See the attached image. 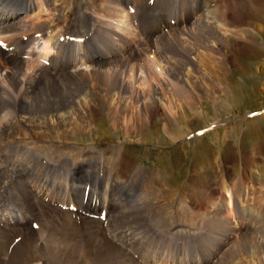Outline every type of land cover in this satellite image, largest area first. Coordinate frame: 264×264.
<instances>
[{"label": "rangeland", "instance_id": "rangeland-1", "mask_svg": "<svg viewBox=\"0 0 264 264\" xmlns=\"http://www.w3.org/2000/svg\"><path fill=\"white\" fill-rule=\"evenodd\" d=\"M223 1L224 0H220L218 3H213L215 5L214 7H217ZM235 2L237 4V0H233V7ZM244 5L240 4L241 9H237L236 12L231 11L236 14L240 22H237V24L230 23L229 28L241 34L243 39L246 38L247 33L253 34V37L256 38L253 48L250 44L242 41L240 49L230 48L226 50L218 46V54H214V52L210 53L212 50L208 52V49L212 48L213 44L203 43L201 35L196 36V34H194L198 29L192 31V28H190L195 23L193 21V23H191L190 21L192 17L197 14L198 10L195 9V13H192V10L189 11L190 13L187 14L186 22L180 23V26L182 25L183 27L188 26L187 23L191 24L190 27H186V29L189 30L184 32L187 36H182V40H178V42L180 41L179 44L165 46L157 59L153 60V57L149 55V60L148 54L150 52L146 53L147 57H145V54L135 60L131 56L136 54L130 53V56L118 55V57L114 55V59H116L119 65V71H123L122 73H124L123 82L127 85L126 90L131 93L127 101H133V103H128L129 108L126 110V113L122 114L124 112L123 107L120 109L122 112L117 113L114 103L118 105L119 98L116 97L113 101L112 109L109 111L107 104L108 97H103L96 89L97 86L94 87L95 97L102 99L101 108L96 110V124L100 131L103 128L100 121L105 120L108 115L114 122H119L123 119L121 122L124 123V127L119 123L120 125L118 124L116 130H112L107 126L106 130L103 131L102 129V131L95 132L91 135L89 133L82 135L80 132L79 136L74 132L72 134L73 138L67 142L65 141L58 144L56 143L58 139H52L50 143L46 144L44 149L39 151V153L34 149L37 152L36 154L42 157L40 159L41 162L36 161L35 157V161L34 159L31 160L32 169L34 168V179L51 180L54 172L51 173L48 168L43 169L41 166L42 162L45 161L47 164L51 163L53 166L57 161L64 160L67 157H70L79 165V168L77 170L75 169L76 171L73 173L71 179L72 183L74 182L76 173L86 175L90 170V166L98 165L101 159L106 160L107 163L112 160L114 165L117 164L115 170H118V173L115 171V175L118 178L129 170L133 171L131 177L141 185L143 184L141 189L147 186L146 183L148 184V181H153V176L159 173V183L166 177L165 184L155 186L156 188L151 189L149 202L140 204L137 207L134 205L135 208L130 209L128 206L130 203L124 201L120 203V206L118 205L115 207L111 225L116 227L118 225V229L115 230L117 233L123 236L124 231L119 224H125L124 228H132L133 234L139 239L140 244H142L151 241V235L164 236L166 232H173L175 229L179 228L183 230V236L186 235L189 237V235L197 234L198 237H201V240L196 242V245H199L200 242H203V244L207 243V247L201 249L206 258V260L202 258L203 264L256 263V258L253 259L252 254H247L243 250L245 244L243 240H249L250 244L248 245L247 251H250L249 248H251L252 245L259 248V250H261L260 248H262V250L264 249V211L255 215L260 216V218L253 220V223L260 221L258 225L259 232L254 234L255 237L249 236L248 229V227L250 228V226L254 224L246 225L241 223L242 225H240L233 220L240 228L242 227L240 237L238 234L237 240H234L230 246L228 243L225 244L222 247L223 249L221 248L212 258H209V256L215 252V249L220 247L221 242L222 244L224 243V239L229 235L228 232L239 230V228L232 223V219L229 216L226 199H224V204L218 203L225 209V215L228 216V218L224 220L223 223H220L216 227L217 229H215L209 213L202 211V215L201 213L191 212L194 206L199 204V199L201 197L204 199L203 204L207 205L210 203V199L205 198L202 194L204 190L197 188L201 183L204 184L202 178V174L204 173V175L210 178L209 184H211V179L213 182L215 181L214 186L217 185L218 182L224 183V181H230L240 185L243 184V187L245 189L248 188L251 193L254 194V192H258L255 196L256 199H258V196L261 198L264 197V110L262 113L253 116L245 115L261 110L264 107V0H247V4ZM88 9L89 11L101 13L103 19L101 20L100 18L102 17L98 16L100 17L99 31L95 33V35H91V38H85L88 40L87 44H89L88 42L92 39V45L98 44L103 45L104 48L116 49L114 43L108 44L107 46L104 45L113 34L105 32L100 26L101 24L109 23L107 21L109 19L107 13L108 7L106 5L94 4L89 6ZM189 14H191L192 17H190ZM165 23L167 24L166 20ZM167 27L170 28L169 26ZM167 27L166 25L163 26V28ZM158 30L160 29L155 27L154 32ZM241 30H244V32ZM100 31H102V34ZM215 31L216 30H207V33L210 32L211 35L214 36L217 35ZM134 32L136 33V38H122V42L125 46L128 44L133 46L130 51L133 53L134 49L136 47L138 49L140 44L137 32L142 34L139 29L134 30ZM174 32H176V30L167 31V33L170 34L169 38ZM143 33H145V31H143ZM163 34L165 33H162V35ZM191 43L195 45L193 44L194 46H190L192 45ZM157 46L158 44L154 45L153 47L155 48L150 50L154 51L152 54L153 56L155 55ZM191 47L201 50L203 48L202 51H205L207 55L212 56L215 60L217 59L216 62L219 66L217 67L219 71L217 75L218 80L211 76L207 77V70L202 68L193 69L195 75L198 76L199 74V77L204 83L203 87L200 85L202 87L201 90L193 92L195 95L185 88L184 84H182L180 79L175 77L173 72L175 62H180V59L181 61L190 60L191 57L186 51L192 49ZM98 49L102 48L99 47ZM147 62H150V65L149 63L147 65ZM193 67H196V65H193ZM140 68L141 72L139 70ZM105 75H108V73L106 72ZM117 77H120V75L117 74ZM87 79L94 81V78L87 77ZM58 84H61V82L58 81ZM111 85H107L106 81L99 82V88L110 87ZM64 87L65 86L62 85L63 89ZM148 88H157L161 96L167 99V105L170 110L173 112L176 111L175 115L177 116L181 113L179 117L182 118H178L173 125L171 123H166L167 121L163 116L160 117V113L152 116L149 110H144L139 104L136 105V93L144 97L143 91H146ZM167 89H170V92H168ZM61 94L64 93L61 92ZM63 96L65 98L67 97L66 94ZM145 102L147 103L148 101L145 100ZM85 114L87 115V111H84V116ZM137 114L142 115L138 121L136 117H134L137 116ZM175 115L168 118V120L173 122L176 117ZM130 116L132 119H135V121L129 122ZM82 119H78V126H82L80 127L81 129L86 127L83 126L84 122ZM86 120L88 121V118H86ZM212 123H215L213 124V129L206 132L204 136L190 138L180 145L176 144L178 140L182 139L180 138L181 136L195 132L197 129L203 128L206 125L209 126ZM127 129L129 132L128 134L126 133ZM102 135L105 137H102ZM199 138L202 140L200 143L196 142L193 144L191 142ZM152 144L157 147H151L150 145ZM5 145L6 143L2 142V146ZM64 148L70 149L71 151L69 153L64 152ZM32 150V148H29L28 153H33ZM196 150L198 151L196 152ZM118 159H122L125 163H123L122 169L118 168ZM217 160H220V164H216ZM130 162L131 165L133 164L132 166L136 168V173L132 167L129 166ZM71 163V160H68L64 165ZM3 165L5 166L6 164L4 163ZM214 168L215 171L220 170L218 175L214 172ZM170 170H172V172ZM7 171L10 174L12 173V170L8 169ZM199 174H201L200 177ZM84 177H81L79 182H83ZM194 178L196 183L193 181ZM167 180L170 186L167 184ZM198 181H200L199 184ZM236 189L238 191L240 190V188ZM234 191L236 195L232 214L237 210L242 214L241 198L237 195V191ZM261 191L263 193H261ZM34 192H31L34 195L33 207L25 204L22 198L21 200H14L13 202L19 206L18 209L20 211H28L24 214L25 216L29 214L33 219L39 217L38 221L43 224L45 229L49 230V228L51 229L50 223L53 221L55 213L50 211V204L41 201L44 207L40 205L35 199ZM216 196L215 194L214 197ZM29 199L32 202V197H29ZM238 199L239 202H237ZM0 202L3 203V208H6L7 205L11 206L9 202H5L4 200L0 199ZM236 202L238 203L237 206ZM256 203H259V200H256ZM14 207L16 209L14 211L16 212L17 207ZM125 211L127 212L123 213ZM189 211L190 213L188 214ZM250 215L251 213L243 215L244 222L250 220ZM119 216L124 218V221H120L123 219H120ZM94 220L99 222V220L96 219H90L88 221L85 217H81V224L83 223L84 225H82L81 229H77V232H74L69 228L67 218H62L61 221H59L61 225L56 226L55 229L52 227L54 229L51 230L54 234L53 236L50 235L45 237V232L31 233V231H29L30 234H26L13 245L11 244L14 238L20 234L24 235L25 233L20 230L15 231L8 228L0 229V247L3 246V248H0V264H52L51 261L55 259V255H58L59 248H63L60 246L65 247L67 243L72 249L70 247L67 248L64 257L71 259L70 264H140L130 256L127 250L115 245L107 239L102 229L101 232L98 233V238L90 235L92 234L91 230L96 227L93 222ZM202 223L205 227L202 229V232H200ZM60 233L63 238L65 237L66 242L58 243L55 241H62L59 236ZM63 233L64 235H62ZM78 233H80L79 245L82 241L83 244L81 245L82 250L77 254L76 248L79 245H75V238ZM204 234H207L210 238L208 239ZM218 235L222 239H218ZM132 238L134 239V237ZM159 238H163L164 240L179 239V237L175 238L174 235ZM193 238H195V236H193ZM45 239L46 241L43 242ZM10 245L13 250L11 257L8 259ZM227 247L228 249L226 250ZM116 249L124 252L125 256L118 258L115 254ZM53 251L55 253H53ZM258 251H255V253H260V251ZM40 253H42L41 256H39ZM68 253H72L76 256L78 255V257L72 258ZM118 254L119 256L121 255L120 253ZM35 256L40 262H37ZM69 262L70 260H66L63 264H69Z\"/></svg>", "mask_w": 264, "mask_h": 264}, {"label": "bare ground", "instance_id": "bare-ground-1", "mask_svg": "<svg viewBox=\"0 0 264 264\" xmlns=\"http://www.w3.org/2000/svg\"><path fill=\"white\" fill-rule=\"evenodd\" d=\"M1 1L6 3V4H9V5L13 4L14 6H15V4L19 5V6L23 5L22 0H1ZM26 1L28 2V0H26ZM124 1L125 0H33V2H35V5L31 8V11L36 14V17L33 18V17L28 16L26 14L22 18L17 16L15 18L9 19L8 18L9 13H5L4 17L0 18L1 23H2V24L0 23V30H2L1 32L5 33V34H10L8 36H3V37H6V39L8 41L14 42V43H19L18 40L16 39V36L19 33H22L28 37L29 36H37L38 37L37 40H39V42H41V38L43 37V35H40L39 32L45 33L47 30H50L53 28H55L57 30H60V29L65 30V28H67L66 26H64L62 24L61 25H53L52 21L58 22L60 20H65L68 22V24L70 26V30L75 32L73 34L78 35L79 37H83V38H86V37L91 38V35H95V33H97L99 31V25L96 28V30H94L93 32L89 31L91 29V27L93 26V23L99 21L100 17H98V16L102 17V18H100L101 20L103 19V15H101V13H99L97 11H89L88 7L92 6L94 4L106 5L108 7L107 13H108L109 18H115V19L121 21L120 22L121 24L125 23L124 25L127 26V29L123 31V35L118 36V35H115L112 33L113 35H111L108 38V42L106 44H104L105 46H107L108 44L114 43V46H116V49L115 48H112V49L104 48L103 45H98V44L92 45V43H91L92 39H90V41L88 43H89V47L91 49V57H92L90 60L91 64L86 69L80 70V71H77L75 69L61 68L60 66H57L56 70L53 71L49 67H47L45 64H42L38 61L19 58L17 56V54H8L6 52H3L0 49V52L2 53V56H0V199L4 200L5 202H9V205L17 207V211L15 212L14 217L19 221L24 220L23 219V217H25L24 214H26L28 211H25V212L20 211L18 209L19 206L16 205L13 201L14 200H21V198H22V200L25 202V204L29 205L30 207H33V205H34V195L32 194L34 191H33L32 187L26 182L27 180L25 177V173H26L28 176L34 178L33 177V173H34L33 169L34 168L32 169V166H31V160L34 159V155H33L34 152L38 151V153H39V151L44 149L46 147V144L50 143V141L52 139H58V140H56V143H58V144H61L62 142H65V141L67 142L68 140L73 138L72 134L74 132H76L79 136H80V132L82 133V135H85L87 133H89L91 135V134H94L95 132L102 131V129H103V131L106 130L107 126H109L112 130H116L119 123H121L122 126L124 127V125H123L124 123L121 122L123 119L119 122H114V121H112L111 117L108 115L105 119L106 121L105 120L100 121L102 126H103V128L100 131L98 130L99 127L96 124V122H97L96 110L101 108L100 105H102V99L95 97L96 94H95V91L93 90L94 87L97 86L96 89L99 91V93L103 97H108L107 98V100H108L107 104H108V110L109 111L112 109L113 101H114V99H116V97L119 98V100H118L119 104L116 105L117 103L116 104L114 103V105L116 106L115 108L117 110L116 111L117 113L122 112V111H120L121 107L124 108V112L122 114L126 113V110L129 108L128 103H130V102L133 103V101H129V102L127 101V99L130 97L131 93H129L128 90H126L127 85H125L123 82V74L124 73H122L123 71L122 72L119 71V65H118L116 59H114V55H116V57H118V55L130 56L131 54H136V55L131 56L135 60L136 58L140 57L141 55L143 56L146 53L150 52L148 54V56L151 55V57H153L152 59L155 60L161 54V52L165 46L170 45V44H179L180 41L178 42V40H182L181 39L182 36L183 37L187 36L186 34H184V32L186 30H189V29H186V27H190L191 24L187 23L188 26H185V27H183L182 25L180 26L181 22H186L187 16H185L184 20H182V21L176 22L174 24H170L167 21V12L165 10L166 6L165 5L163 6L162 2L157 1L154 4L153 8H154V11L157 15L158 21L153 22L145 15L140 16V22L143 24V27L146 30H145V33H143V30H140V32L142 34L137 32V37L140 40L139 41L140 47L138 46V49L136 47L134 49V53L130 52L132 50L131 48L133 46L128 44V45H126L127 46L126 47L122 42V38H125V37L136 38V33L134 32V30H136V28L132 27L130 22H129L128 13H127L125 6H124ZM204 1L200 0V1L196 2L194 5L189 6V7L195 6L198 9L200 8L199 9L200 11L198 13V19L196 21H194L195 23L190 28H192V31L198 29L194 34H196V36L201 35V37H202L201 39H202L203 43H205V44L212 43L213 44L212 48L208 49V52H210L212 50V52H210V53L214 52V54L215 53L218 54V52H217L218 46L225 48L226 50H229L230 48H239L240 49V47L242 46L241 45L242 41L250 44L252 46V48H253V46H255V39L256 38L253 37V34L247 33L246 38L243 39L241 34H239L234 29L230 30V28H229L230 23L231 24H233V23L237 24V22H240V21H238L236 14L231 12V11L236 12L237 9L238 10L241 9L240 4L241 5L247 4V0H237V4H236V2L234 4L235 9L232 6L233 0H224L220 5L217 4L218 5V6L216 5L217 7H214L215 6L214 4H210L209 3L210 1H208V0H204ZM206 1H208V3H206ZM239 1H240V3H239ZM206 4H207V8L205 10H202V7ZM38 6H39V9H38ZM43 6H45V9L49 10L48 14L43 10V8H42ZM29 7H31V6H29ZM197 8H191L190 10H192V13H195V9H197ZM190 10H188L186 12V14L190 13L189 12ZM189 15H190V17H192L191 14H189ZM91 18H93L94 20L90 21ZM165 20H166L167 24L165 23ZM45 21H50V23H48V24H46V26L42 27L41 22H45ZM191 23H193V22L191 21ZM162 25H164V26L166 25V27L169 26L170 28H168L169 29L168 31L176 30V32H174V34L170 38H169L170 34L167 32H166L167 34L166 33L163 35L161 34L159 36V38L156 39V44H154L152 41V37L154 36L155 33L161 31ZM155 27H157L160 30H158L157 32H154ZM207 30H212V31L216 30L215 32L217 35L213 36L210 33L211 31L207 33ZM241 31L244 32V30H241ZM100 33L102 34V31H100ZM216 36H217V38H216ZM157 44H158L157 50L155 51V55L153 56L152 54L154 51H150V50L152 48H155L153 46L157 45ZM193 44L190 46L195 45V44L194 45ZM99 47H101L102 49H98ZM191 48L192 49H189L188 51H186V53H188V55H190V57H191L190 60L189 61H181V59H180L181 63L175 62V65H174L175 68H174L173 72L175 74V77H177L178 79L181 80V82H182V84H184L185 88L188 91H190L191 93H193L195 91L201 90L202 87L204 86L203 85L204 83L202 82V79L199 77V74H198V76L195 75L193 69L202 68L204 70H207V72H206L207 77L211 76V77H214L215 79L218 80L217 75L219 74V71H218L217 67H219V66L217 65L218 63L216 62L217 59L215 60L212 58V56L207 55V53L205 51H202L203 48H202V50L201 49H195V47L194 48L191 47ZM210 53H208V54H210ZM145 57H147V54L145 55ZM148 58L150 60V56ZM229 59H230V57H229ZM148 63L150 65V62H147V65H148ZM154 63H155V61H154ZM193 65H196V67H193ZM139 70L141 72V68ZM106 72L108 73V75H105ZM196 73H197V71H196ZM111 74H113V75H111ZM117 74H119L120 77H117ZM111 76H113V77H111ZM87 77L94 78L93 79L94 81L87 79ZM58 81H60L61 84H58ZM101 81H106L107 85H111V83H112V85L110 87L99 88V82H101ZM62 85L65 86L64 89L62 88ZM167 91L170 92V89H167ZM61 92L66 94L67 97L65 98L63 96L64 94H61ZM136 94H137L136 95V105L139 104V106L144 108V110H149V112H151L152 116L160 113V117L163 116V118L167 121L166 123H171L173 125L176 123L178 118H182V117H179L181 115V113H179L180 115L177 116V115H175L176 111L173 112L170 110L169 106L167 105L168 104L167 99L161 96V93L157 88H148L146 91H143L144 97H141L138 93H136ZM93 97H95L97 99H95ZM145 100H147L148 102L146 103ZM84 111H87V115L85 114V116H84ZM174 115L176 116L175 120H173V122L169 121L168 118H171ZM141 116L142 115L137 114V116H134V117H136V119L138 121V120H140ZM79 118L80 119L83 118L82 119L84 122L83 126H86L85 128L81 129L80 127H82V126H80V127L78 126V119ZM86 118H88V121L86 120ZM123 118H125V117H123ZM101 119H102V116H101ZM129 119H130L129 122L135 121V119H132L131 116L129 117ZM108 124H110V125H108ZM126 133L127 134L129 133L128 129L126 130ZM104 135H102V137H105ZM183 137L184 136H181L180 138H183ZM100 141H101V139H100ZM200 141H202L201 138H199L198 140L191 141V142L194 144L196 142L200 143ZM2 142H5L6 145L2 146ZM197 146H196V148H197ZM184 147H186V146H184ZM29 148L33 149L32 150L33 153H31V154L28 153ZM196 148H194V149H196ZM63 150H64V152H67V153H69L71 151L70 149H67V148H64ZM197 151L198 150H196V152ZM196 152H195V154H196ZM41 158L42 157H40V159ZM68 160H71L72 163L64 165ZM34 161H35V159H34ZM36 161H38V160L36 159ZM117 161H118V166H119L118 168L122 169L123 168L122 165L124 162L122 161V159H118ZM38 162H41V160ZM43 162L46 163L45 161H43ZM219 162H220V160H217L216 164H220ZM4 163L6 164L5 166L3 165ZM116 165L117 164H115V166ZM132 165L130 162L129 166H131L132 169L134 170V172L136 173L137 170ZM44 166H46V165H44ZM53 166H57L58 168L65 169L67 171H73V173L79 168V165L74 160H72L70 157H67L64 160L57 161L56 164ZM6 168H8L9 170H12V173L11 174L8 173V171H7L8 169H6ZM42 168L45 169L43 166H42ZM102 168H104V165L102 166ZM115 171H116V173H118V170H115ZM170 171L172 172V170H170ZM89 172H90V170H89ZM131 172H133V171H131ZM214 172H216V174L218 175L220 173V170L215 171V168H214ZM204 174H202L204 184L201 183L202 185L200 184V186L197 188L204 190V192L202 194L204 195L205 198L210 199V201H209L210 203L207 205L203 204L204 199H203V197H201L199 199V204L195 205L191 212L201 213L202 215H203L202 211L209 213L210 218L214 224V227H215V229H217L216 227L220 223H223L224 220H226L228 218V216L225 215L226 214L225 209H223L222 206L219 205V203H218L219 201H217V199H215V198H217V196L214 197L215 192L213 190V186H214L215 181L213 182L211 179V184H209L210 178H208ZM132 175L133 174L131 173V176ZM200 175L201 174H199V177H200ZM84 176H85V174H82V173L77 174L76 173V175L74 177V182L73 183L71 182L72 183V190H73L74 194L80 190L82 182H79V181L81 180V177H84ZM159 180H160V174L156 173L153 176V181H151V182L148 181V184L146 183L147 186H144L143 189H141L143 191L140 194L139 200H137L140 203H138L135 207L142 204L141 199L143 200L144 203L149 202L150 197H151L150 196L151 189L156 188L155 186L165 184L166 177H164L161 180V183H159ZM198 180H199V178H198ZM220 180H221V178H220ZM117 181L118 180L116 178H114L113 189H115V190L118 189V186L116 183ZM193 181H194V183H196L195 178ZM166 182L170 186V183L168 182V180ZM199 182L200 181H198V184H199ZM228 182L231 184V186L234 188V190L237 191V195H239L240 190L238 191L236 188H239V186L242 187L243 184L240 185V184H235V183L230 182V181H228ZM222 183L223 182H218L217 186H222ZM142 185H141V187H142ZM176 185H178V184H176ZM211 187H212V189H211ZM246 189L248 190V188H246ZM121 195L124 196L125 194L121 193ZM29 197H32V202L29 199ZM37 202L44 207L43 202H41V201L40 202L37 201ZM237 202H239V199L237 200ZM237 202H236V206L238 205ZM128 203H130L128 205L130 207V209L135 208L134 204H132L133 203L132 201H129ZM220 203L224 204V201L220 202ZM49 206H50V211H53L55 213L54 219L50 223L51 229L49 228V230H47V229H45V227H42L41 229H39L37 231L31 230V233H44L45 232V237H48L50 235L53 236L54 234L52 233L51 230H54L56 226L61 225L59 221H61L62 218H67L64 211L58 209L57 207H54L51 205H49ZM253 210H254V207L247 211V213H251L250 220L248 222H244V216L240 213V211L237 210L234 214H232L228 211L229 216L232 219V223L236 227H238L239 230L234 231V232H228L229 235L227 238L224 239V243L222 244V242H221L220 247L215 249V252L212 255H210L209 258H212L225 244L228 243V245L230 246L234 240H237L238 234L240 237L241 232H242V229H241L242 227L240 228L239 225H237L235 222H237L240 225H242V224H246V225L254 224V225L250 226V228L248 227L249 236H254L255 233L259 232L258 225H259L260 221H257V223H253V220L256 218H260V216H255V214H253ZM126 212L127 211H125L123 213H126ZM189 213H190V211L188 212V214ZM58 215L61 216L60 220L57 219ZM113 216H114V213L112 215V218L109 221V224H110L111 228L113 229V231L116 232L115 230L118 229V225H117V227L111 225V221L113 219ZM82 217H85V216H82ZM38 218L39 217H36L35 220L38 221ZM85 218L88 221L90 219H96V218H92V217H85ZM119 218L123 219L120 221H124V218H122L121 216H119ZM96 220H99V219H96ZM233 220H235V222H233ZM93 222L96 225V227L93 230H91L92 234H90V235L98 238V233H99L100 229H102V232H103V227H102V225H100V223H101L100 220H99V222H96L95 220ZM82 225H84V224L82 223ZM119 225L122 227L124 234H123V236L120 235L119 233H117V234L123 238L124 244L127 242H132V243H134V245H141L139 242V239L136 238V236L133 234L132 228L125 229L124 228L125 224L120 223ZM255 225H257V226H255ZM52 227H54V229ZM204 227H205V225L202 223L200 232H202V229ZM0 229H3V228L0 227ZM12 230L17 231V229H12ZM64 233L62 235H64ZM16 234H17V232H16ZM26 234H30V232L22 235V237L20 239H22ZM169 235H171V236L174 235L175 238L179 237V239H183V238L190 239L193 236H195L196 240L193 243V246H194V248H198L200 250V253H201L203 260H206L205 255L203 254L201 249L204 247H207V243L203 244V242H200L199 245H196V242L201 240V237H198L197 234L189 235V237H187L186 235L183 236V230L178 228V229H175L173 232L172 231L166 232L164 234V236L158 235L157 237L159 239V237H167ZM59 236H60L62 241L59 242L58 240H55L56 242H58V243L66 242L65 237L63 238L61 236V233L59 234ZM204 236L207 237L208 239L210 238V237H208L207 234H204ZM79 237H80V233H78L76 238H75V245H79V243H80ZM132 237H134V239ZM155 237H156V235H151V241H149V242L147 241V242L142 243V244H144L146 246V245L156 243L157 241L155 240ZM217 237H218V239L220 238L219 235ZM220 239H222V238H220ZM45 241H46V239L43 242H45ZM243 241H245V244L243 242V244H244L243 250L245 251V253L252 254L253 259L256 258L257 262L252 263V264H264V249L262 250V248H260L261 250H259V248L252 245L251 246L252 249L249 248L250 251H247L248 245L250 244L249 240L246 239ZM250 242H251V240H250ZM96 243H98V242H96ZM113 243L116 245L115 242H113ZM82 244H83V241L76 248L77 254L80 250H82V248H81ZM11 245H10V247H11ZM262 246H263V244H262ZM60 247H63V248L62 249L59 248L58 255L54 256L55 259L53 261H51V263L52 264L53 263L54 264H63L64 261L70 260V262H69V264H70L71 259L64 257L66 249L70 247L69 244L67 243L65 247L64 246H60ZM228 247L226 248V250L228 249ZM0 248H3V246ZM12 250L13 249H11L9 254H8V259L11 257ZM258 250L260 251V253H257V252L255 253V251H258ZM53 253H55V252L53 251ZM118 253H120L121 255L119 256ZM115 254L117 255L118 258H122L123 256H125L124 252H122L119 249H116ZM41 255H42V253H40L39 256H41ZM68 255H70L72 258L78 257V255L76 256L72 253H68ZM206 256H208V255H206ZM218 256H219V254H218ZM35 259L37 260V262H40L36 256H35ZM3 261H2V263H3ZM131 263H133V262H131ZM33 264H36V263H33Z\"/></svg>", "mask_w": 264, "mask_h": 264}]
</instances>
